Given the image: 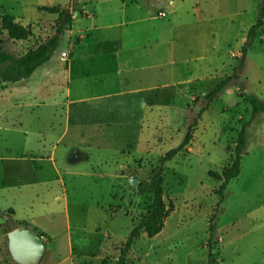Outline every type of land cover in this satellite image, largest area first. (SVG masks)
<instances>
[{
	"label": "rangeland",
	"instance_id": "1",
	"mask_svg": "<svg viewBox=\"0 0 264 264\" xmlns=\"http://www.w3.org/2000/svg\"><path fill=\"white\" fill-rule=\"evenodd\" d=\"M133 1L152 9L157 20L146 22L144 12L129 9L126 15L132 21L130 26L121 31L107 29L103 32L104 37H114L123 49L119 65H124L126 71L120 78L121 90L118 82L123 68L110 70L116 66L114 52L103 53L104 39L100 31L81 25L89 9L83 0H0V13L11 10L14 18L30 29L26 40L9 41L2 46L13 54L37 46L52 33L58 14L47 8L71 12V29L60 49L39 69V72L45 69L48 74L35 82L34 98L36 94L41 96L45 83L46 92H51L49 84L54 86L66 73L82 78L89 86L91 70L94 75H105L108 80V83L80 91L82 97L94 100L48 108L35 99L30 106L34 113L41 112L50 118L54 132L67 129L60 146L75 142L89 153V158L82 156L83 161L66 172L60 167L69 198L70 222L79 229L72 231L65 250L62 246L59 250L62 238V234H58L59 225L39 215L43 216L40 220L51 227L49 231L57 234V243L42 236L45 250L36 264H114L120 246L150 202L151 194L140 192L138 184L148 178L163 153L181 140L187 121L194 115L191 112L193 100L233 69L243 91L264 100V25L262 39L252 40L247 48L248 61L240 68H236L239 47L233 46L209 58L161 62L167 51L159 41L170 36L162 23L173 16L171 8L167 7L170 2ZM259 1L208 0L215 5L210 6L209 11L214 19L216 40L222 46L235 45L245 39L247 29L256 19ZM97 8L98 13L105 15V24L109 21L115 24L119 16H124L109 3H101ZM184 14V9L178 11L179 18ZM190 32L186 31L188 35ZM147 40L157 41L159 46L153 47L152 53L147 55L132 52L134 45L136 51L147 52L153 44ZM111 43L117 48L115 41ZM100 79L95 77L93 83ZM108 94L112 95L104 96ZM4 98L0 89V102ZM249 115L250 105L234 83L202 113L190 145L163 164L162 194L171 210L156 235L148 237L141 231L133 240L127 255L128 264H207L205 244L209 239V218L218 201L216 190L221 184L218 176L230 162L237 132ZM26 116L24 125L30 136L27 143L21 142V129L0 122L2 158L16 157L22 147L33 150L38 147L37 137L41 131H46L48 120L41 122L30 113ZM246 135L241 172L227 184L213 221L212 264H264V115L254 119L246 128ZM58 164L64 163L58 160ZM17 176L44 181L52 178L53 173L48 168L28 172L15 161L0 162V187L1 182L15 185ZM132 180H136L135 186L131 185ZM34 188L32 185L30 191ZM20 190L26 192L23 188ZM3 195L0 193V203ZM5 214L9 215L0 214V264H19L9 249L10 228Z\"/></svg>",
	"mask_w": 264,
	"mask_h": 264
},
{
	"label": "crops",
	"instance_id": "2",
	"mask_svg": "<svg viewBox=\"0 0 264 264\" xmlns=\"http://www.w3.org/2000/svg\"><path fill=\"white\" fill-rule=\"evenodd\" d=\"M83 1L85 4L84 6H88L89 9L88 15L83 19L81 25L83 27L100 31L102 39H104L103 42H111L112 40L117 44V48L115 47V50L113 51L116 59V66L114 69L110 70L116 71L117 68H123L120 69L118 82V85L122 90L120 78L122 74L125 73L126 68L124 65H119V61L123 56V49L114 37H104L103 32L107 29H118L121 31V29L130 26L132 21L126 15L127 10L129 9H135L140 12H144V20L146 22H149L150 20L155 21L157 19H155L152 15V9L147 7L145 8L140 3L137 4L133 0H92V2H88L87 0ZM168 1L170 4H167V7L171 8L170 11L172 12L173 16L170 19L162 22L164 24V29L170 31V36L166 37L164 41H159V43L164 46L165 50L167 51V55H163L161 62H164V59H167L170 62H175L179 60H188L190 57L209 58L224 53L228 46L240 48L244 39L242 41L238 39L239 41L235 45L228 43L226 46H222L216 40L217 36L213 28L214 19L212 13L209 11L210 6L215 7L212 2H208V0ZM101 3H109L114 7V9L120 10L124 16H119L118 21L115 24L110 23V21L108 24H105L103 22L105 15L96 11V9L99 10L97 7ZM181 9H184L185 14L179 18L178 11ZM6 13L14 16L11 10L7 11ZM15 20L18 21L17 18ZM187 30L191 31L189 35L186 33ZM204 36L209 37V40H205ZM103 42L101 43V50ZM146 42L154 44H152V47L149 48L147 52L136 51V48L134 47L135 45L133 46L134 48L132 47V52H137L141 55H147L148 52L152 53V50L154 49L153 47L159 46L157 41L147 40ZM205 42L207 43L205 44ZM113 52L105 54H112ZM246 60L248 61V52H246ZM44 65L36 69L32 75L25 80L1 85V87H4L0 89L5 98L2 100V102H0V122L8 127L21 129V142L27 143L29 142L30 138L29 132H26V127L24 125V119L28 117L26 116L28 113L34 115L37 120L41 122L48 120L49 125L45 127L46 131H41L38 135L37 142L39 145L36 147V149L33 150L22 147L20 150H18L19 152L16 153V157L11 156L2 158V156H0V162L15 161V163L17 162V165L21 169L28 172H37L48 168L52 171L53 176L52 178L49 177V179H45L44 181H31V178L29 177L22 179L17 176L15 179V185L13 186L4 185V182H1L2 186L0 187V193H3L4 195L1 197L3 201L0 203V212H11L9 213V216L12 218L14 224H16V227L34 230L39 234H43V238L48 237L52 243H57L55 240V236L57 234L54 235L51 233V231H49L51 230V227L44 224V222L40 220V218L45 216V218H47L50 222H54L59 225L58 230H60V233L58 234H62L59 250L60 246H62L64 251L68 243L71 241L72 231L76 228L79 229V226H72L70 222L69 198L62 174L66 172L67 169L75 167L74 164L77 162L83 161L82 156H88L89 158V153L83 150L82 147H79L78 143L75 142L67 143L66 145L62 143L63 145L60 146V141L67 135V129L62 132H60V130L54 132L50 128V118H47L41 112L34 113V111L30 110V106L33 105V100L35 99L40 100L42 105L48 108H54L55 106L60 105L69 106L83 100H94L91 97H82V95L79 94L80 91L87 87H94L97 84L102 85L108 83V80L105 75H94L91 70V73L88 72V77L92 82L89 83V86L87 81H82V78L71 76V73H66V77H62L60 81L54 86L49 84L51 85V92L54 91L56 93L53 94L51 92H46L48 89L44 88L46 85L45 83L43 85L44 91H42L40 94L41 96L36 94L37 97L34 98V90L37 86L35 82L45 79L46 75L48 74L45 73V69H42V71L39 72V69H41ZM95 77H98V79L101 78V81L94 84L93 82H95ZM114 93L116 92H113L112 94ZM112 94L104 96H111ZM16 102L19 103L16 104ZM69 157L70 160H68ZM58 160H62L64 164H58ZM60 167L64 168V172L60 171ZM56 182L57 185L55 184ZM32 185H34L35 188L31 189L30 191ZM20 188H23L26 192L21 193ZM38 210L41 212H38ZM79 214H81L80 211Z\"/></svg>",
	"mask_w": 264,
	"mask_h": 264
},
{
	"label": "trees",
	"instance_id": "3",
	"mask_svg": "<svg viewBox=\"0 0 264 264\" xmlns=\"http://www.w3.org/2000/svg\"><path fill=\"white\" fill-rule=\"evenodd\" d=\"M47 9L51 13L58 14V17L54 21L51 28L52 33L37 46L28 48L25 52L20 54L10 53L4 50L2 46L9 41L13 42L26 40L30 35V29L28 26H24L19 21H16L14 16L7 13H0V86L6 83H15L29 78L36 69L51 60L60 49V45L62 44L66 32L71 29V12L68 9L59 10L56 7ZM263 25L264 0H260L257 7L256 19L247 29L245 39L239 48L240 58L238 59L236 68H240L245 64L247 48L252 40L256 37H262ZM114 50L115 46L111 42H103L102 51L104 53H111ZM231 83H234L239 87L241 95L249 103L250 115L249 118L242 123L239 131L237 132L230 162L222 169L221 175L218 176V178L221 179V184L216 190L218 201L212 215L209 218V239L205 244L207 250V264H212L213 261L211 260L212 254L210 241L214 231L213 221L215 220L219 206L223 201L224 191L227 184L230 180L239 176L241 172V159L245 154V148L247 145L246 128L258 115L264 114V100L252 93H246L243 91L242 84L238 80L235 69H233L230 74L217 80L208 90L200 93L193 100V108L191 109V112L194 113V115L187 121L185 125V132L181 140L176 146L163 153L159 159L158 165L152 168L148 178L138 184V190L140 192H148L151 194L150 202L145 211L139 216L136 224L127 234L123 244L120 246L119 254L114 264H128L127 255L130 247L133 240L141 231H144L148 237H152L160 231L163 220L167 217L171 210V207H167L162 194L161 181L163 164L190 145L193 140V131L202 113L207 110L215 98L218 97L220 93ZM40 235L43 236L41 233Z\"/></svg>",
	"mask_w": 264,
	"mask_h": 264
},
{
	"label": "water",
	"instance_id": "4",
	"mask_svg": "<svg viewBox=\"0 0 264 264\" xmlns=\"http://www.w3.org/2000/svg\"><path fill=\"white\" fill-rule=\"evenodd\" d=\"M131 185L135 186L136 180H132ZM4 217L10 228L9 249L14 260L19 264H36L45 250L40 234L31 229L16 227L7 214Z\"/></svg>",
	"mask_w": 264,
	"mask_h": 264
},
{
	"label": "built area",
	"instance_id": "5",
	"mask_svg": "<svg viewBox=\"0 0 264 264\" xmlns=\"http://www.w3.org/2000/svg\"><path fill=\"white\" fill-rule=\"evenodd\" d=\"M41 236V235H40ZM42 237V236H41Z\"/></svg>",
	"mask_w": 264,
	"mask_h": 264
}]
</instances>
